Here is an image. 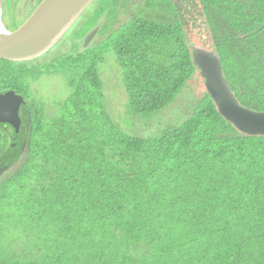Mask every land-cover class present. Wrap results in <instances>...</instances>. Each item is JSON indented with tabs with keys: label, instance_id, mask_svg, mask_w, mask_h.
<instances>
[{
	"label": "trees",
	"instance_id": "16d2710c",
	"mask_svg": "<svg viewBox=\"0 0 264 264\" xmlns=\"http://www.w3.org/2000/svg\"><path fill=\"white\" fill-rule=\"evenodd\" d=\"M130 1L94 16L97 48L46 65L0 60V93L27 101L19 133L0 127V168H11L0 177V264H264V137L239 133L205 88L190 95L200 73L171 0L116 26ZM201 2L239 104L264 112V0ZM107 54L127 95L116 121ZM49 68L70 88L53 114L28 102Z\"/></svg>",
	"mask_w": 264,
	"mask_h": 264
},
{
	"label": "water",
	"instance_id": "95a60500",
	"mask_svg": "<svg viewBox=\"0 0 264 264\" xmlns=\"http://www.w3.org/2000/svg\"><path fill=\"white\" fill-rule=\"evenodd\" d=\"M96 0H44L29 19L17 30L9 31L3 22V4L0 0V60L10 62H29L49 52L73 28L85 11ZM201 6V5H200ZM98 29L93 30L85 40H92ZM199 46L195 41L189 43L193 63L204 79V85L218 113L239 133L264 137V112H255L242 107L231 90L223 74L214 40ZM25 103L22 96L13 91L0 93V123L8 124L16 133L21 126L20 109ZM11 168H0V177Z\"/></svg>",
	"mask_w": 264,
	"mask_h": 264
},
{
	"label": "rangeland",
	"instance_id": "374dc122",
	"mask_svg": "<svg viewBox=\"0 0 264 264\" xmlns=\"http://www.w3.org/2000/svg\"><path fill=\"white\" fill-rule=\"evenodd\" d=\"M29 0H9L8 7L5 9V14L8 15L9 20H6V28L11 30H16L20 27L21 23H25L28 19L29 14L32 12V9L25 7ZM109 3V0H96L84 13V15L78 20V22L73 26V28L60 40L49 52H47L42 57L36 59L38 64L46 65L54 59L59 58L65 54H68L72 51H76L79 47L81 50L87 48H97L99 44L105 40L104 36L96 35L92 40L85 44L87 37L95 29L94 24L96 19L93 20L94 16L97 13H101L105 8L106 4ZM133 12V9H132ZM120 19L119 24H124L129 21V16H134L135 12ZM17 14H22L21 17H17ZM13 15V16H12ZM130 18L132 19V17ZM17 19V21H15ZM185 21L189 25L190 29L193 31V35L188 38L191 43L194 41L200 46L206 47L210 41V34L206 26H203L202 20L199 17L185 18ZM103 22V19H100L97 23L96 29ZM22 24V25H23ZM122 24V25H123ZM119 27V26H118ZM116 27V28H118ZM83 39V40H82ZM79 49V50H80ZM111 54H107L106 61L103 64V69L100 71L101 77L104 83V93L105 100L107 102V108L112 117L116 120H119L125 115V102L127 100V95L120 80L117 63ZM102 67V66H101ZM44 76L38 81H34V86H32L33 93L29 89V99L28 102L36 106L37 109H40L42 106H45V109L48 111V114H53L57 110L58 106L64 101V96L70 93V88L68 86V77L62 73H56L52 71V68L42 69ZM192 88L191 96L196 99V89L203 90L205 88L204 80L197 74L194 76V80H191L189 83ZM200 93V92H199ZM195 101V102H196ZM184 105V102L181 101V106ZM178 114L172 112L169 115H164L159 122L155 124L151 123L152 126L156 129L157 125H161L163 128L172 120L176 119ZM153 121V119L151 120ZM149 121V122H151ZM138 125V124H137ZM154 128H145L141 127L138 130L140 135L145 134L146 136H153ZM145 133H143V132Z\"/></svg>",
	"mask_w": 264,
	"mask_h": 264
},
{
	"label": "flooded vegetation",
	"instance_id": "af4514ba",
	"mask_svg": "<svg viewBox=\"0 0 264 264\" xmlns=\"http://www.w3.org/2000/svg\"><path fill=\"white\" fill-rule=\"evenodd\" d=\"M43 1L44 0H29L27 5L25 6V7H29L32 9V12L28 16V19ZM163 1L162 0H131L130 3L124 9L118 10V19H123L124 17H126L128 15L129 11L131 14L133 8L143 11V18L147 17L148 15H153V14H155L154 13L155 11L158 12L157 8L159 6H163V4H162ZM167 1H170V0H167ZM205 1H208V0H205ZM171 2L174 5L173 6L174 8H172V13L170 16L177 18L182 23V28H183L184 33H186L187 38H190L193 35V32H192L193 30L190 29L189 25L185 21V18L189 17V18L194 19V17H199L202 20L203 26L207 25L206 24L207 20L204 18L205 10H204V6H203L201 0H171ZM8 4H9V0H4L3 22H4L5 26H7L6 20H9L8 15L5 14V9L8 7ZM174 11H176L177 14H175ZM21 16H22V14H20V15L17 14L18 18ZM156 16H159V15L156 14ZM141 18H142V16H141ZM15 21H17V19ZM22 24L23 23L20 24V27L22 26ZM8 29H9V31H15V30H11L10 28H8ZM208 31L211 32L210 30H208ZM189 41L190 40H188V42ZM9 91H13L17 95L24 97V95L19 94L14 90H9ZM23 106H25V105L23 104L21 106L20 115H21V111H22ZM22 123L23 122L21 120V126H22ZM21 126H20V129H21ZM0 127L3 130V133L5 136L9 134V133L6 134L7 131L9 132L10 130L13 129L8 124H2V123H0Z\"/></svg>",
	"mask_w": 264,
	"mask_h": 264
},
{
	"label": "clouds",
	"instance_id": "9594fccd",
	"mask_svg": "<svg viewBox=\"0 0 264 264\" xmlns=\"http://www.w3.org/2000/svg\"><path fill=\"white\" fill-rule=\"evenodd\" d=\"M96 27H97V26H95V29H96ZM95 29H94V30H95ZM98 33H99V28H98V31H97L96 35H98ZM96 35H95V36H96ZM95 36H94V37H95ZM189 43H190V42H188V45H189ZM9 62H10V61H9ZM197 71H198V70H197ZM198 72H199V71H198ZM199 73H200V72H199ZM200 76H201V75H200ZM224 77H225V76H224ZM201 78H202V77H201ZM202 79H203V78H202ZM225 79H226V78H225ZM203 80H204V79H203ZM32 86H34V84H33ZM8 92H9V91H8ZM5 93H6V92H5ZM19 96H20V95H19ZM22 97H23V96H22ZM23 98H24V97H23ZM24 101H25L24 105H26V104H27V101H26L25 98H24ZM20 117H21V116H20ZM21 120H22V119H21ZM251 137H252V136H251ZM257 137H260V136H257ZM10 170H11V169H10Z\"/></svg>",
	"mask_w": 264,
	"mask_h": 264
}]
</instances>
